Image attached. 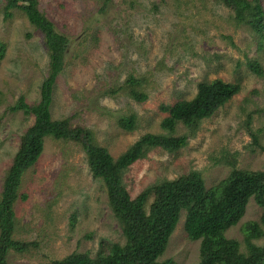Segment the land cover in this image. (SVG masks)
<instances>
[{"label":"rangeland","instance_id":"1","mask_svg":"<svg viewBox=\"0 0 264 264\" xmlns=\"http://www.w3.org/2000/svg\"><path fill=\"white\" fill-rule=\"evenodd\" d=\"M38 1L59 31L71 38L53 86L51 116L74 115L114 158L145 133H166L160 121L167 113L160 108L190 99L199 82L219 77L240 85L230 101L201 121L186 146L174 153L153 149L129 167L124 183L131 197L154 181L190 170L201 172L207 188L226 177L232 166L264 170V29L261 36L236 23L232 10L214 0H112L103 13L96 0ZM260 3L264 10V0ZM0 41L6 45L0 59L1 193L20 137L34 120L9 107L21 96L28 104L40 100L48 55L42 33L21 11L9 20L0 11ZM256 61L261 74L250 68ZM128 74H146L153 82L144 102L115 89ZM131 114L136 127L120 128L118 117ZM251 131L258 145L252 143ZM186 132L184 125H177V135ZM19 193L27 198L14 203L13 236L35 241L36 247L9 251L6 264H48L72 252L93 257L102 243L124 242L103 184L92 177L84 153L71 142L45 138ZM261 213L250 199L244 216L226 231L228 238L240 242L241 251L246 249L240 227ZM199 244L187 237L182 214L160 259L198 264Z\"/></svg>","mask_w":264,"mask_h":264},{"label":"trees","instance_id":"2","mask_svg":"<svg viewBox=\"0 0 264 264\" xmlns=\"http://www.w3.org/2000/svg\"><path fill=\"white\" fill-rule=\"evenodd\" d=\"M96 1L99 13H103L112 0ZM214 1L231 9L236 23L247 25L263 35L264 10L260 0ZM0 11L4 20L11 19L15 11H21L31 26L42 33L48 55L40 100L28 104L21 96L9 107L11 111L22 110L24 115H31L34 120L20 137L18 149L2 180L0 264H6L9 251L22 253L36 247L35 241L14 238L16 222L13 207L19 197L27 198L26 194L19 193V189L25 172L42 153L45 138L71 142L80 147L92 177L104 186L108 207L124 237L123 243H102L93 257L88 252H72L48 264H177L172 258H160L182 214L187 237L200 242L198 264H264V170L232 166L226 177L209 188L200 171L190 170L173 179L154 181L134 197L124 183L129 167L146 158L153 149L174 153L186 146L201 121L239 92L237 82L219 77L199 82L193 97L160 108L167 113L160 121V127L166 133H145L114 158L106 147L100 145L92 129L76 123L74 115L53 119L49 111L53 86L69 52L70 36L59 31L47 13L40 9L38 0H0ZM92 34L95 36L94 32ZM5 46L0 41V59ZM250 68L261 74L257 61L250 64ZM152 85L146 74L139 77L128 74L115 84V89L124 90L125 95L136 102H144ZM135 119V114L121 116L117 124L130 131L136 127ZM178 124L184 125L187 132L177 135ZM249 134L252 143L258 145L256 133L251 131ZM250 199L262 208V213L258 220L247 221L240 227L246 249L241 251L240 242L228 238L226 231L241 220Z\"/></svg>","mask_w":264,"mask_h":264}]
</instances>
